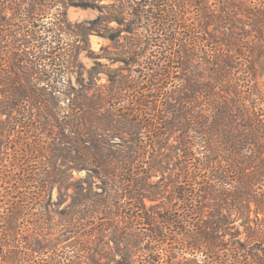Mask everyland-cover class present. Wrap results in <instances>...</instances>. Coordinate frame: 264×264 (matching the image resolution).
I'll return each instance as SVG.
<instances>
[{
    "label": "trees",
    "instance_id": "16d2710c",
    "mask_svg": "<svg viewBox=\"0 0 264 264\" xmlns=\"http://www.w3.org/2000/svg\"><path fill=\"white\" fill-rule=\"evenodd\" d=\"M11 1L0 0V117L6 118L0 122V137L8 144L14 133L27 134L35 125L41 129L53 127L55 121L62 140L78 155L79 170L95 173L104 184L105 197L98 204L103 206L100 216H111V219L119 216L120 223L124 222L125 218L118 211L110 210L115 209L118 204L115 200L122 199L128 185L137 188V184H143L137 188L138 192L128 195L139 204L145 198L155 202L159 194L157 184L153 189L145 183L146 175L140 180L132 177L135 175L132 164L143 159V146L135 145L126 147L127 151L121 149L111 153L102 147V141L95 135L86 133L83 125H69L70 121H65V117L73 114H87L100 121L97 117L102 116L100 110L106 101L97 96V91L96 96L92 95L96 98L94 104L86 105L84 96L70 93L73 88L68 85L66 76L70 69L62 66L61 70L55 66L59 62L58 51L64 50L59 37L63 31L55 23H49L51 27L42 24L46 11L42 5L35 9L36 1L12 2L8 9ZM177 1L174 5L149 4L151 11L155 9L164 15V18L161 15L157 18L149 12L152 26L173 24L171 33L161 29L166 33L165 38H157V42L161 41L158 46L166 64L153 65L151 79L155 86L179 79L181 85L175 93L192 90L208 113L201 115L184 109L178 117L182 159L175 166L182 175L181 180L178 177L176 180L180 186L177 200L183 206L182 215L166 208L160 211V206L147 211L138 209L136 218L134 216L137 220L135 228L142 226L143 231L148 224L150 229L142 238L146 241L145 246L140 249L141 237L136 235L135 241L125 242L119 250L122 260L113 261V264H264V97L255 92L253 84L256 72L264 73V0ZM165 7L168 8L166 15ZM7 10H13L11 18L5 16ZM140 14L136 12L137 16ZM146 15L148 18V13ZM166 16L170 17L169 21ZM187 16L192 24L184 26L189 21ZM33 20L41 22L36 25L39 36L35 40L31 32L25 31ZM128 32L136 34V29ZM190 32L195 33L194 36ZM27 38L35 43L29 46ZM191 64L194 73L196 68L201 69L207 73L206 78L205 73L187 76V66ZM121 87L120 84L118 89ZM173 95L167 97L173 99ZM61 96L68 99L70 105L69 113L59 120L58 97ZM187 99L184 95L183 103H189ZM44 116L46 123L41 121ZM108 116L110 126L116 129L114 124H121L122 117ZM124 120L126 125L133 127L129 124L130 119ZM169 126L168 130L172 131L173 124ZM123 129L129 136L125 144L136 140L135 133L128 131L131 128ZM136 129L139 134L140 129ZM191 142L196 143L197 148L194 149ZM194 151L201 157L198 165L193 158ZM176 181L172 182L175 184ZM250 205L254 206L256 223L253 228L245 227L246 239L235 240L236 236L230 233L227 218L221 212L235 207L240 218H244ZM258 214H262V218ZM73 221L70 226L78 228ZM142 221L146 223L143 225ZM227 235L230 239L224 243L220 237ZM178 236L180 239L172 241L171 237ZM168 243L177 244L180 259L171 254L172 250L164 256L161 254L162 246ZM16 247L1 245L17 256ZM186 254L190 257L186 258ZM1 262L17 263L15 259H1Z\"/></svg>",
    "mask_w": 264,
    "mask_h": 264
},
{
    "label": "rangeland",
    "instance_id": "374dc122",
    "mask_svg": "<svg viewBox=\"0 0 264 264\" xmlns=\"http://www.w3.org/2000/svg\"><path fill=\"white\" fill-rule=\"evenodd\" d=\"M21 1L31 0H12L8 3V9L12 7V2L18 4ZM34 1L37 3L34 5L35 9H39L41 5L44 6L42 9L45 8L42 24L51 27L55 23L63 31L59 37L64 50L58 51L56 57L59 62L55 66L70 69L66 75L68 85L73 88L70 93L77 97L84 96L86 105L94 104L97 91V96L106 101L100 110L102 116L97 117L100 121H96L87 114L65 117L69 113L70 102L64 96L58 97L59 120L65 117L66 122L70 121L69 125H83L85 132L95 135L97 140L102 141V147L111 153L121 149L127 151L126 147L135 145L143 146V159L139 158L132 164L135 172L132 177L140 180L146 175L145 183L153 189L157 184L159 188L156 191L159 194L155 202L145 198L139 204L129 199L128 195L138 192L137 188H141L143 184L139 182L137 188L128 185L126 191H123L122 199L115 200L118 203L115 204V209L110 210L113 213L118 211L125 218L124 222L120 223L119 216L116 219H111V216L102 218L99 212L103 206L98 204L105 197L104 184L95 173L79 170L78 155L70 144L62 140L55 121L53 127L41 129L42 127L35 125L27 134L14 133L8 144L5 138L0 137V248L1 245L18 246L15 253L19 254L17 257L9 252L10 248H1L0 264H8L1 262V259H15L16 264H113V261L122 260L119 250L123 249L125 242L135 241L136 235L141 237L140 249L145 246L146 241L142 238L149 234L150 229L146 226L148 224H145L143 231L142 226L140 229L135 228L137 220L134 216L136 218L138 209L147 211L160 206V211L166 208L182 215L183 206L177 200L180 186L176 181L177 177L181 180L182 175L175 166L182 159L179 152L182 137L178 117L184 109L201 115L208 113L198 103V94L193 95L192 90L183 94L175 93L181 85L179 79L164 81L156 86L151 79L153 65L166 64L159 48L161 41H157L165 38L162 30L167 29L170 33L173 31L170 28L173 24L168 22L161 28L158 24L156 27L152 26L149 12L157 18L161 13L155 9L151 11L149 4L174 5L178 1ZM167 11L168 8L165 7V15ZM136 12L142 14L137 16ZM6 13L5 16L11 18L13 10H7ZM147 13L148 18L145 17ZM161 16L164 18L163 14ZM169 18L165 17L168 21ZM188 18L189 21L184 26L191 23L190 16ZM37 20H33L25 28L26 32L33 34L34 40L39 36L36 25L41 24ZM133 28L136 29V34H129V29ZM190 33L192 36L195 34ZM151 38L153 41L149 42ZM27 39L29 46L35 43L33 39ZM187 67V76L195 77L198 73H205L204 79L206 78L207 73H203L201 69L196 68L194 73L192 64ZM120 84L123 86L121 90L118 89ZM253 84L255 92L264 97V73L256 72ZM170 94L173 99L167 97ZM184 95L188 97L187 104L182 101ZM192 113H189L190 116ZM110 114L123 118L120 119L121 124H114L117 130L108 122ZM5 119L4 116L0 117V122ZM124 119H130L129 124L133 127L126 125ZM41 121L46 123L47 117L44 116ZM171 123L174 127L169 131ZM134 125L135 129H132ZM123 127L131 128L128 131L135 133L136 140L125 144L129 136ZM136 128L140 129L139 134ZM195 144L193 143L194 149L197 148ZM193 158L198 165L200 155L194 151ZM198 206L201 207V203ZM198 206L195 207L197 210ZM253 211L254 206L250 205V211L245 212L246 217L240 218L235 207L222 210L230 233L236 236L235 240L246 239L245 227H254L256 214ZM107 212L109 213L108 209ZM203 216L207 220L204 214ZM258 217L262 218V214H258ZM72 220L78 228L70 226ZM244 221L245 224L248 223L245 225ZM141 223L144 225L146 221ZM180 237L171 238L175 241ZM220 239L226 243L230 236ZM177 248L176 243L164 244L161 254L164 256L165 252L172 250L171 254L180 259ZM140 252L141 250L138 253ZM189 257L186 254V258Z\"/></svg>",
    "mask_w": 264,
    "mask_h": 264
}]
</instances>
